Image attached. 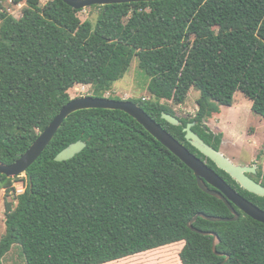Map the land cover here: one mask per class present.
<instances>
[{
    "label": "trees",
    "instance_id": "1",
    "mask_svg": "<svg viewBox=\"0 0 264 264\" xmlns=\"http://www.w3.org/2000/svg\"><path fill=\"white\" fill-rule=\"evenodd\" d=\"M26 1L21 18L0 13V161L15 163L90 80L103 98L123 80L135 58L150 78L155 101L132 100L228 183L236 182L186 139L184 128L220 150L221 136L204 119L232 108L237 93L264 119V0H163L94 6L96 24L82 22L62 0ZM200 92L196 117L173 126L163 100L185 103ZM112 99V98H110ZM78 141L73 159L55 157ZM263 178L264 171L259 173ZM20 177H17L18 179ZM26 191L5 201L0 264L14 246L26 264H111L185 242L182 264H264V224L238 209L240 219L213 223L198 214L232 218L225 203L203 192L194 172L123 111L72 114L26 174ZM13 179L0 175L11 192ZM240 187V185H238ZM14 190V189H13ZM264 210V197L241 187Z\"/></svg>",
    "mask_w": 264,
    "mask_h": 264
},
{
    "label": "water",
    "instance_id": "2",
    "mask_svg": "<svg viewBox=\"0 0 264 264\" xmlns=\"http://www.w3.org/2000/svg\"><path fill=\"white\" fill-rule=\"evenodd\" d=\"M65 4L75 10L82 11L86 8L94 6H110L122 5L132 3H149L163 0H62ZM91 109H106L123 111L132 118H134L140 125H142L154 138L168 148L175 156H177L187 167H189L197 178L199 188L206 194L215 197L225 203L231 211L232 218L208 216L204 213L196 215L189 223L188 227L195 233L203 236H212L213 251L217 252V244L219 243L218 235L214 232L203 231L194 227V224L199 218L205 219L213 223H230L236 222L240 219V214L236 208L243 212L253 220L264 224V210L244 198L235 189H233L214 169L208 164L193 154L187 147L180 143L174 136L167 132L159 123L150 117L137 103L129 100H114L107 97L99 98L94 96H84L71 101L62 108L60 113L52 121V123L45 129L38 139L31 145V147L13 164L8 165L0 161V175L13 179L21 176H26L30 167L46 151L50 143L55 138L56 134L72 114ZM162 119L173 126H180L181 121L179 118L172 114L164 113ZM196 122L189 123L185 128V139L196 148L206 158L213 161L216 166L229 174L242 189L264 197V186L257 183L255 180L248 176L249 173H256L257 166L249 167L234 164L227 158L221 150H216L207 144L197 133L193 131ZM87 147L84 141H78L71 144L56 157V162H65L73 159L76 155L80 154ZM0 184V190H1ZM229 256L223 264H226Z\"/></svg>",
    "mask_w": 264,
    "mask_h": 264
},
{
    "label": "rangeland",
    "instance_id": "3",
    "mask_svg": "<svg viewBox=\"0 0 264 264\" xmlns=\"http://www.w3.org/2000/svg\"><path fill=\"white\" fill-rule=\"evenodd\" d=\"M43 7L49 0H39ZM28 6L26 1L15 4L11 0H0V13H6L19 19L23 10ZM101 13L98 7H90L78 13L82 22L90 21L96 24ZM150 78L139 68L138 59L135 58L125 78L115 83L105 97L114 100H142L155 101L149 91ZM72 99L94 96V89L90 80L80 81L70 92ZM200 92L192 90L182 105L163 100L162 104L169 107L177 118L192 119L196 117L199 107L197 101ZM204 126L212 133L221 136V152L236 165H256L264 171V119L252 112V102L243 94L237 93L232 108L223 107L219 115H212L204 119ZM26 176L13 178L11 192L0 190V240L6 232L5 201L14 202L15 197L25 193ZM26 187V185H25ZM24 188V189H22ZM14 189V190H13ZM22 189V190H21ZM185 242L155 251L143 253L111 264H182L179 254ZM3 264H26L22 255V248L14 246L6 256Z\"/></svg>",
    "mask_w": 264,
    "mask_h": 264
},
{
    "label": "flooded vegetation",
    "instance_id": "4",
    "mask_svg": "<svg viewBox=\"0 0 264 264\" xmlns=\"http://www.w3.org/2000/svg\"><path fill=\"white\" fill-rule=\"evenodd\" d=\"M245 166H249V167H253V166H255V165H245ZM262 170H260L259 169V167L257 166V168H256V173H249L248 174V176L250 177V178H252L253 180H255L257 183H259V184H261L262 186H264V184H263V178H260L259 177V173L261 172ZM229 175V174H228ZM221 176V175H220ZM222 177V176H221ZM227 183H228V181H227V179H225V177H222ZM232 178V177H231ZM233 179V178H232ZM234 180V179H233ZM235 181V180H234ZM236 182V181H235ZM229 184V183H228ZM230 185V184H229ZM239 184L236 182V187H234V186H232V185H230L233 189H235L236 190V192H238L240 195H241V193H240V191H239V186H238ZM236 211H238V209L236 208Z\"/></svg>",
    "mask_w": 264,
    "mask_h": 264
},
{
    "label": "built area",
    "instance_id": "5",
    "mask_svg": "<svg viewBox=\"0 0 264 264\" xmlns=\"http://www.w3.org/2000/svg\"><path fill=\"white\" fill-rule=\"evenodd\" d=\"M25 185H26V184L22 185V187L26 188ZM24 188H22V189H24ZM22 189H21V190H22Z\"/></svg>",
    "mask_w": 264,
    "mask_h": 264
},
{
    "label": "crops",
    "instance_id": "6",
    "mask_svg": "<svg viewBox=\"0 0 264 264\" xmlns=\"http://www.w3.org/2000/svg\"><path fill=\"white\" fill-rule=\"evenodd\" d=\"M223 107H221L220 109H222ZM215 115H217V114H215ZM219 115V114H218ZM4 190V189H3Z\"/></svg>",
    "mask_w": 264,
    "mask_h": 264
}]
</instances>
